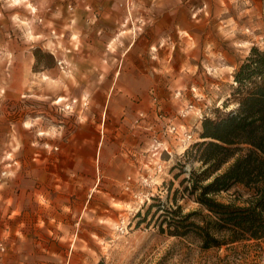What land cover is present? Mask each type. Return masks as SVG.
Here are the masks:
<instances>
[{"label":"rangeland","instance_id":"374dc122","mask_svg":"<svg viewBox=\"0 0 264 264\" xmlns=\"http://www.w3.org/2000/svg\"><path fill=\"white\" fill-rule=\"evenodd\" d=\"M90 2L0 0V264H264V240L232 242L199 203L200 186L211 180L203 179L200 162L185 156L202 141L204 118L236 108H224L235 73L252 49L264 51V0ZM119 67L141 68L171 86L169 107L160 109L153 98L158 116L171 118L150 147L157 152L155 177L96 185V170L77 159L76 174L66 168L50 184L39 181L43 150L49 164L68 167L76 129L97 124L91 87L81 80L93 72L100 86ZM17 72L21 88L10 95ZM54 84L61 102L54 103ZM167 136L187 146L183 154H172ZM55 189L76 198L75 214L60 209L51 217L42 204L38 209V196ZM251 194L236 185L209 196L243 206ZM82 198L88 202L80 212ZM204 227L221 246L207 239Z\"/></svg>","mask_w":264,"mask_h":264},{"label":"crops","instance_id":"0c3cea01","mask_svg":"<svg viewBox=\"0 0 264 264\" xmlns=\"http://www.w3.org/2000/svg\"><path fill=\"white\" fill-rule=\"evenodd\" d=\"M90 1V5L93 7L99 3V0ZM79 8L82 11L81 5L77 8V21L80 23L79 17L82 12H79ZM19 79L18 72L12 75L8 94L12 95L13 91L21 88L18 83ZM13 81L17 85H13ZM26 82L27 75L24 74L22 85H25ZM96 82L93 72H91L90 75L86 74L80 84L81 87H91L93 104L97 107V112L100 113L97 124H92L89 121L76 129L74 133L75 161L72 165L69 161L68 167L64 166L63 161L60 165L55 160L49 164L45 150H43L42 157L40 156L37 160V178L39 181L41 179L47 180L50 184V181H54L55 176H59V171L66 168H68L69 174L71 172L76 174L77 159L90 163L91 168L96 170L97 175L94 182L96 185L102 182L101 179H105L106 185H122L128 176L134 179L141 177L148 181L151 180V177H155L151 175V170L155 171L157 152L155 150L152 153L150 147L160 139L159 130L163 129L165 123L171 118L170 116H158L156 113L157 105L153 103V98L158 100L160 109L169 107L167 100L170 99L168 97L171 86L167 87V81L162 80L161 77L142 73L141 68L122 71L119 67L114 70L113 80L109 79L108 76V79L102 82L100 86ZM60 88L58 84H54L53 97L55 102H57L56 100L62 101V98L56 94ZM43 90L41 85V94H43ZM164 142L166 146L170 147L169 150L172 154L176 153L179 156L187 148V146L181 147V143L173 141L170 136L165 137ZM38 153H41L40 147ZM168 158L165 154L164 160ZM68 194L61 197L59 190H52L50 194L44 195L42 200L38 196L37 207L40 209L42 204L45 215L51 217L55 215L53 211L60 209L69 212L74 210L75 214L77 200L71 198L70 192ZM117 199L125 204L132 202L129 198L121 199L119 197ZM81 202L80 212L87 209L88 200L82 198Z\"/></svg>","mask_w":264,"mask_h":264},{"label":"trees","instance_id":"16d2710c","mask_svg":"<svg viewBox=\"0 0 264 264\" xmlns=\"http://www.w3.org/2000/svg\"><path fill=\"white\" fill-rule=\"evenodd\" d=\"M259 78L262 81L255 82ZM231 96L224 108L235 104L228 112L216 111L215 118L202 120V141L187 149L188 160L204 166V186L199 203L216 218L222 232L232 235L233 241L264 240V51L252 49L235 73ZM229 168L219 173L223 166ZM244 185L252 194L243 206L217 202L209 195L229 191ZM206 236L214 245H222L208 227ZM218 230V231H219ZM210 231V232H208Z\"/></svg>","mask_w":264,"mask_h":264},{"label":"flooded vegetation","instance_id":"af4514ba","mask_svg":"<svg viewBox=\"0 0 264 264\" xmlns=\"http://www.w3.org/2000/svg\"><path fill=\"white\" fill-rule=\"evenodd\" d=\"M54 103H55V101H54ZM40 112H41V114H42L41 118H42V119H45L43 106H42V109L40 110Z\"/></svg>","mask_w":264,"mask_h":264},{"label":"bare ground","instance_id":"6f19581e","mask_svg":"<svg viewBox=\"0 0 264 264\" xmlns=\"http://www.w3.org/2000/svg\"><path fill=\"white\" fill-rule=\"evenodd\" d=\"M80 12H81V9H80ZM88 14V13H87Z\"/></svg>","mask_w":264,"mask_h":264}]
</instances>
